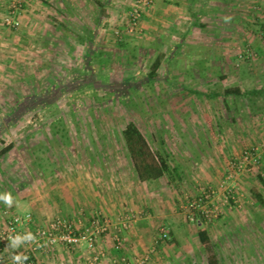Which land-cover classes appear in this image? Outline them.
I'll list each match as a JSON object with an SVG mask.
<instances>
[{"label":"rangeland","instance_id":"rangeland-1","mask_svg":"<svg viewBox=\"0 0 264 264\" xmlns=\"http://www.w3.org/2000/svg\"><path fill=\"white\" fill-rule=\"evenodd\" d=\"M137 1L23 0L10 29L12 0H0V152L12 146L0 158V195L13 197L11 206L0 200V264L26 262L13 255L88 264L84 246L39 239L12 248L7 239L16 218L21 236L36 234L77 206L83 223L108 222L101 264L146 255L149 264H207L200 230L220 264H264V96L252 104L221 95L264 88V0H194L180 16L172 0L146 1L130 32ZM77 77L95 91L73 86ZM54 93L64 100L34 105ZM130 123L179 176L139 181L121 134ZM250 150L257 163L243 162ZM207 191L203 209L218 216L199 220L192 204Z\"/></svg>","mask_w":264,"mask_h":264},{"label":"built area","instance_id":"built-area-1","mask_svg":"<svg viewBox=\"0 0 264 264\" xmlns=\"http://www.w3.org/2000/svg\"><path fill=\"white\" fill-rule=\"evenodd\" d=\"M146 1L151 3L152 0H142L137 1L134 6V11L131 14L130 18V32H134L136 30L137 25L139 24V20L141 18V4ZM23 0H12L9 4L7 16L3 20V24L5 27L10 29H17L20 26V15L22 12ZM140 9V10H139ZM255 156V151L250 150L243 154V162H255L258 160ZM243 162L234 163L237 168H241L238 164L242 165ZM213 192L207 191L202 194V198H199L192 204L193 209H198V211L203 216V219H210L211 217H217V209L213 211H206L203 209V204L205 201L211 198ZM215 215V216H214ZM133 215L128 212V216L126 221H129ZM19 226V219H14L8 223V235L7 239L10 242V238L16 235H21L16 227ZM108 222L106 219L99 220L92 218L88 224L82 222L81 219H77L75 221H71L69 218L60 217L52 220L46 229H41L36 232V234H32L36 239L34 242H38L40 240L47 241L48 245L54 246L56 244H62L68 248H79L84 246L86 251L89 253L90 257L87 259L88 264H101V261L104 258V253L98 251V244L100 239L108 229ZM126 227V226H125ZM166 234L163 233L161 239H165ZM123 240L118 236L114 235L113 237V248L115 252H119L123 248ZM118 264H127L125 258H119L117 260ZM116 263V262H115ZM23 264H32L30 260H26ZM134 264V263H133ZM135 264H149V255H146L144 258L140 260H136Z\"/></svg>","mask_w":264,"mask_h":264},{"label":"trees","instance_id":"trees-1","mask_svg":"<svg viewBox=\"0 0 264 264\" xmlns=\"http://www.w3.org/2000/svg\"><path fill=\"white\" fill-rule=\"evenodd\" d=\"M89 58L90 59L92 58L91 53L89 54ZM161 64H162V58L157 57L153 62L150 74L148 76L150 83H153V81L157 80V71L160 68ZM88 75H89L88 77L91 76L90 73ZM72 85L81 86V88L79 87L81 90L83 86L84 88H88L91 91H95V85L93 82L89 83V79L85 80L83 78L81 79L80 77H77L74 80V84ZM52 95L53 97L50 98L49 100L46 96H38L33 101V103L35 102L34 105L35 104L47 105L50 103L58 104L60 103V101L64 100L63 97H61V95L63 96L62 93H59L57 95L56 93H54ZM221 95H223L224 97L232 96L239 100L246 99L249 100L252 104H255L257 97L264 96V88L245 90L244 92H242L239 88L227 89ZM209 97L215 98L217 97V94H212ZM54 124L55 123H51V125ZM121 134L123 135L125 149L131 161L133 162L136 176L140 182L145 184H150L159 181L161 178L165 177L166 175H168L169 177H171V175L179 176L178 168L174 167L173 170H170L168 162L161 155L157 157V154L152 153L146 140L144 139L142 133L140 132V130L137 128L136 125L132 123L128 124L124 129V131L121 132ZM11 149L12 146H9L1 150L0 158L5 154H7ZM257 197L259 198V200H262V198H260L259 195H257ZM197 214L199 216V220L203 219V216L201 215L200 212ZM198 240L207 253V264H220L217 253L213 248V246L211 245L208 232L205 230H200L198 232Z\"/></svg>","mask_w":264,"mask_h":264},{"label":"crops","instance_id":"crops-1","mask_svg":"<svg viewBox=\"0 0 264 264\" xmlns=\"http://www.w3.org/2000/svg\"><path fill=\"white\" fill-rule=\"evenodd\" d=\"M194 0H172V3L175 5V7L173 8L172 7V10H170V9H166V7H163L164 8V10L165 11H168V10H170V11H173L174 13H173V16H176V15H179L180 13L179 12H177L178 10H189V9H192L193 8V2ZM193 2V3H192ZM163 10V12H165ZM180 16V15H179ZM68 185V184H67ZM66 191V190H65ZM86 210H88V208L86 209ZM69 211L70 212H72V219L74 218V217H76L75 219L77 220V219H83L84 218V215L85 216H87V214H86V211L84 210V208H81V207H79V206H77V207H75L74 208V210H73V208H70L69 209ZM68 212V211H67ZM84 213V214H83ZM74 214V215H73ZM71 215V214H70ZM67 216H68V218L70 219V220H72L70 217H69V214H67ZM93 218V216H91V218L90 219H92ZM90 219H89V221H90ZM89 221L87 222V224L89 223ZM102 246H103V244H102ZM104 247H105V244H104ZM155 264V263H154ZM159 264H161V263H159Z\"/></svg>","mask_w":264,"mask_h":264},{"label":"clouds","instance_id":"clouds-1","mask_svg":"<svg viewBox=\"0 0 264 264\" xmlns=\"http://www.w3.org/2000/svg\"><path fill=\"white\" fill-rule=\"evenodd\" d=\"M0 200H3L4 203L8 206H11L13 204V197L11 193H5L3 195H0ZM35 239L36 238L31 233H27L24 236L16 235L10 238V246L12 248H16L24 241H34ZM12 259L15 262H21L22 260H27L28 257L27 256L22 257L21 255H13Z\"/></svg>","mask_w":264,"mask_h":264}]
</instances>
